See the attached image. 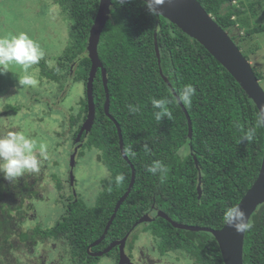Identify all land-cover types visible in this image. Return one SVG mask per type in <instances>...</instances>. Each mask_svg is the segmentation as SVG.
Instances as JSON below:
<instances>
[{
	"label": "trees",
	"instance_id": "16d2710c",
	"mask_svg": "<svg viewBox=\"0 0 264 264\" xmlns=\"http://www.w3.org/2000/svg\"><path fill=\"white\" fill-rule=\"evenodd\" d=\"M198 1L233 40L264 33V24L245 26L244 5L248 0ZM53 2L68 21V38L62 53L50 66L44 61L37 64L40 81L47 79L61 85L68 76L69 80L82 82L85 87L90 69L86 46L99 0ZM262 2L264 0H253L250 5ZM241 28L244 29L242 35L237 31ZM155 38L159 61L154 49ZM97 52L107 73L109 114L121 130L123 149L130 147L135 155H126L128 162L121 154L117 127L103 109L105 92L98 69L93 80L94 121L90 130L82 133L83 144L76 154H82L87 148L97 149L98 161L109 172L95 205L88 206L79 197L76 200L73 194L65 199L64 213L51 228L35 224L28 227L30 232L18 231L13 235L17 234L21 241L30 239L32 243L38 238H60L70 246L72 258L93 264L87 260L86 248L103 233L115 203L126 191L131 178L130 165L135 170L134 183L117 210L104 243L120 239L141 216L153 215V211H157L154 207L183 224L221 228L225 223V209L238 204L260 169L263 128H256L252 141L241 142L243 134L256 127L259 112L253 101L199 42L166 18L159 16L156 20L155 12L150 13L143 0H125L123 4L112 0ZM252 68L259 80L264 77L254 66ZM186 84L196 88L191 105L181 102L191 120V137L186 115L177 99ZM153 98L170 101L167 107L171 119L156 120L158 110L152 107ZM129 105L139 106L140 112L129 113ZM21 108L6 104L2 114L15 115ZM86 113L87 99H82L70 119L68 136L72 146ZM145 144L150 151L145 152ZM156 161L167 166L165 177L147 171ZM57 163L54 161L55 169ZM54 170L49 176L56 189L61 190L62 181ZM121 173L125 179L116 183L115 177ZM41 178L31 181L32 178L25 175L12 184L0 173V259L6 258L14 247L13 225L24 223L26 218L25 221L29 220L26 213L30 209L36 211L32 200H41L43 192L48 191L45 183L39 185ZM249 220L253 228L244 235L243 262L264 264V203ZM145 230L158 238L163 250L181 249L196 264H224L219 247L208 231L175 228L161 217L149 222Z\"/></svg>",
	"mask_w": 264,
	"mask_h": 264
},
{
	"label": "rangeland",
	"instance_id": "374dc122",
	"mask_svg": "<svg viewBox=\"0 0 264 264\" xmlns=\"http://www.w3.org/2000/svg\"><path fill=\"white\" fill-rule=\"evenodd\" d=\"M251 2L253 0H248L244 5L243 16L247 18L245 26L253 27L264 24V2L250 5ZM237 31L240 35L244 33L242 28ZM21 32L27 33L41 46L45 52L44 59L41 61L50 66L66 46L68 21L53 0H0V38H10ZM234 41L240 46L241 52L249 60L251 66L264 74V33L252 34L243 39L236 38ZM28 71L39 80L35 88L19 85L18 79L24 75L19 65L11 64L6 71L0 73V133L20 131L35 139L38 145L40 143L47 145L48 157L43 161L40 172L28 175L36 179L42 176L39 185L45 183L48 191L43 192V200H32L36 211L29 210V220L25 221L26 218L23 219L24 223L13 225L14 232H11V241L14 242V247L11 252L7 253L6 258L0 259L4 261V264H27V253L34 252L38 255L43 252L41 247L34 246L30 239L21 241L17 234L13 235L15 232L25 230L30 232L31 229L28 227L35 224L44 229L51 228L64 213L65 199L73 195V190L77 198L79 197L86 205H95L97 196L103 188V182L109 174L106 166L98 161L97 149L87 148L82 154L76 156L72 190L68 182L72 142L69 143L71 137L68 135L71 131L70 119L75 116L80 101L86 99L84 84L71 81L68 76L61 85L48 82L47 79L40 81L38 65L32 66ZM259 84L264 90V77L259 80ZM6 104L18 105L22 108L15 115H3V107ZM54 161L58 162L56 169ZM52 170L58 173V178L62 181L61 190L56 189L54 180L49 176ZM141 232L142 227L139 226L133 236L134 247L137 248L143 243L144 252L145 249L150 250L154 259L161 258L157 251L150 249L153 242L151 235L140 234ZM51 242V240H46L47 245ZM67 246L70 254V246L68 244ZM43 254H45V260L41 262L40 259V264H45L48 258L47 250ZM57 254V251H52L55 257ZM114 257V252H111L99 262L100 264H115ZM163 258L167 259L166 253ZM171 258L172 256L169 255L168 261L177 264L178 261H173ZM57 263L58 260L51 264ZM77 264H83V261ZM94 264H96V259ZM178 264L192 263L182 256Z\"/></svg>",
	"mask_w": 264,
	"mask_h": 264
},
{
	"label": "water",
	"instance_id": "95a60500",
	"mask_svg": "<svg viewBox=\"0 0 264 264\" xmlns=\"http://www.w3.org/2000/svg\"><path fill=\"white\" fill-rule=\"evenodd\" d=\"M145 2V0H143ZM112 0H99L98 9L93 20V23L89 29L88 41H87V56L90 59V69L88 72V77L85 84L86 99H87V113L84 121L82 122L78 133L76 134L75 140L72 146V152L69 159L70 167V184L74 183L73 168L76 165L75 156L78 149L82 146L83 141L81 140V135L83 132H88L93 124L95 117V104L93 96V80L98 69L101 71V79L105 92V101L103 104V109L105 114L114 122L117 127L118 138H119V148L122 156L125 160H128L124 149L121 130L116 120L109 114V92L107 88V73L103 67L97 52V45L99 42V37L101 31L109 18L110 6ZM156 14V20L159 16L166 18L168 21L175 24L180 30H182L186 35L195 39L199 42L216 61H218L236 80V82L244 90L248 98H250L255 104L259 114L264 112V90L259 84V80L253 72V68L249 60L243 55L240 48L236 42L231 38L229 33L222 29V27L214 20L213 16L208 13L198 0H165V3L157 6L154 9ZM155 36V32H154ZM154 49L156 52L157 59L159 61V50L156 43V38L154 39ZM165 82L170 86L169 81L165 76H163ZM174 95H176L174 93ZM177 97V95H176ZM178 99V97H177ZM179 101V100H178ZM179 105L183 109L188 125V136L191 137V120L188 113L181 102ZM264 136V128H263ZM131 167V178L126 191L121 195V197L115 203L113 212L107 221L103 233L95 241H93L87 248L93 247L101 242L105 237L107 230L109 229L117 210L120 205L126 199L128 193L130 192L133 183L135 170L133 165ZM198 197L201 194L200 184L197 185ZM73 194L76 195L73 190ZM264 203V143H263V154L259 172L255 178L252 185L245 192L241 200L237 205L244 210L248 219L251 214L256 210V208ZM156 217H161L167 220L173 227L191 230V231H208L210 232L220 250L222 261L224 264H244L243 262V243H244V233H237L234 228L229 227L224 223L221 228L214 229L209 227H201L196 225L183 224L173 220L165 212L157 210L156 216L151 218L148 214L141 216L132 226V228L124 234L120 239L113 240L104 251L98 253V255H103L105 252L110 251L116 245L118 246V264H131L130 258L124 251V246L129 232L139 223H147L153 221Z\"/></svg>",
	"mask_w": 264,
	"mask_h": 264
},
{
	"label": "clouds",
	"instance_id": "9594fccd",
	"mask_svg": "<svg viewBox=\"0 0 264 264\" xmlns=\"http://www.w3.org/2000/svg\"><path fill=\"white\" fill-rule=\"evenodd\" d=\"M118 2L123 4L125 0H118ZM163 3H165V0H145L146 7L152 14L154 9H157V6ZM44 56L45 52L41 46L30 38L27 33L21 32L10 38H0V73L6 71L7 67L11 64L19 65L24 72V75L18 79V83L21 86L32 88L38 86V78L35 75L29 74L28 70L32 66L39 64L44 59ZM195 93V86L186 84L180 91L178 100L186 106L191 105ZM151 103L152 107L158 110L155 113L157 121H161L163 117L171 119V112L167 107L170 103L168 99L153 98ZM128 111L131 114H136L140 112V108L139 106L134 107L129 105ZM236 126L239 127L238 122ZM256 128H264V112L258 115L256 127L248 129L243 134L241 142L252 141L256 135ZM144 150L145 152L151 150L148 144L144 145ZM124 152L126 155H135V152L130 147L125 148ZM47 157V145L44 143L38 145L35 139L25 135L23 132L8 131L0 133V173L3 174L5 180L12 184L25 175L39 173L43 161ZM147 171L153 175L160 174L161 177H165L168 168L163 162L156 161L147 168ZM124 179L125 177L122 173L115 177L116 183H122ZM223 219L226 225L234 228L237 233H244L253 228V223L248 219L244 210L239 205L226 208Z\"/></svg>",
	"mask_w": 264,
	"mask_h": 264
},
{
	"label": "flooded vegetation",
	"instance_id": "af4514ba",
	"mask_svg": "<svg viewBox=\"0 0 264 264\" xmlns=\"http://www.w3.org/2000/svg\"><path fill=\"white\" fill-rule=\"evenodd\" d=\"M69 171H70V169H69ZM33 179L34 178H32L31 181H33ZM68 182L70 183V172H68ZM70 186L72 187V190H73L74 183H73V185L70 184ZM41 200H43V198ZM76 200H77V197H76ZM152 207H154V206H152ZM153 209L158 210L156 207H154ZM153 212H154L153 215H150L148 213L147 214L151 218H154L156 216L157 211H153ZM26 214H27V217H28L29 213H26ZM148 223L149 222L137 224L129 232V235H128L127 239H126L125 246H124V251L126 252V254L128 255V257L130 258V263L131 264H173L170 261H168L169 255L172 256L171 259L173 261H178L177 264L180 262L182 256H185L192 264H196L194 262V260L191 257H189V254L186 253V252H184V251H182L181 249H169V250L166 249V250H163L159 246V244H158V238L155 235H153V234H151L149 232H144L143 231V230H145V226ZM139 226L142 227V232L140 234L148 233V234L151 235V237L153 239V242H152V246L150 247V249L154 250V252L157 251V254L159 256H161V258L163 260L161 258H158V259L155 258L154 259L151 256V254H150L151 253L150 250L145 249V252H144V250H143V248H144L143 243H141L140 246H137V248L134 247V244L133 243H134V240L135 239L133 238V236L136 234L137 229L139 228ZM98 237H100V236H98ZM96 239H94L93 241H95ZM46 240H44V238H38V240L33 241V243H32L34 246L41 247V251H43V252L47 250L48 258H47V261L45 262V264H51V263H54L57 260H58V263L57 264H77L78 263V261L76 259L72 258V255L69 254V252H68V246H67V244H66V242L64 240H62L60 238L59 239L51 240L52 242H51L50 245H47L46 244ZM113 240H115V239H113ZM113 240H110V241H107V242L104 243L103 242L104 241V238H103L99 244L94 245L93 247H89V249L87 250L88 246L92 242L89 243V245L86 248V253L88 254V259L87 260L90 261V262H93V264H94V260L96 259V264H100L99 261L105 255H108L111 252H114V255H115V257H114L115 262L114 263L115 264H118V253H119V250H118V246L117 245L113 249H111L110 251L105 252L103 255H100V256L98 255V253L104 251L105 248ZM65 248H67V249H65ZM52 251H57L58 254L56 255V257H55V255H52ZM43 252L41 254L39 253L38 255H36L34 252H31L32 259L30 257V253H27L28 254L27 264H40V261H39L40 259H41V262H43L45 260V258H44L45 257V254H43ZM165 253H166L167 259L164 260L163 256L165 255ZM54 257H55V259H54ZM67 260H68V263H67Z\"/></svg>",
	"mask_w": 264,
	"mask_h": 264
}]
</instances>
